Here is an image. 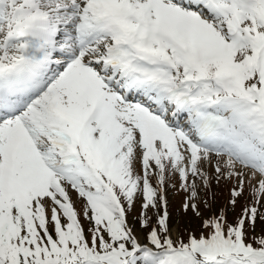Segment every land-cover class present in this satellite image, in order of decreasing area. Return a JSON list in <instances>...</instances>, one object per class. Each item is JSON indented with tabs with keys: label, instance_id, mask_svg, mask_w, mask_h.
Segmentation results:
<instances>
[{
	"label": "snow or ice",
	"instance_id": "snow-or-ice-1",
	"mask_svg": "<svg viewBox=\"0 0 264 264\" xmlns=\"http://www.w3.org/2000/svg\"><path fill=\"white\" fill-rule=\"evenodd\" d=\"M213 157L251 199L174 236ZM257 219L264 0H0V264H264Z\"/></svg>",
	"mask_w": 264,
	"mask_h": 264
},
{
	"label": "rangeland",
	"instance_id": "rangeland-1",
	"mask_svg": "<svg viewBox=\"0 0 264 264\" xmlns=\"http://www.w3.org/2000/svg\"><path fill=\"white\" fill-rule=\"evenodd\" d=\"M217 162L220 164L223 170V159L217 161V158L213 157L212 164L206 163L205 165V171L209 175V184L206 188L202 186L199 187V196L195 201L201 213L200 216H197L191 207L185 210L184 204L185 201L188 200L189 194L179 187L178 180L173 182L175 186H172L171 184L165 186L164 195L167 200L169 223L173 229L174 236L180 235L186 239L190 231L195 230L199 232L201 230L200 226L202 218H206L209 216V214L221 209L227 212L229 220H235L236 217L240 215L245 204L251 199V185L248 183L251 170H244L248 173V175L245 176L244 193L243 196L238 200L235 207H233L229 203L231 199V190L238 185L240 178L238 176H233L230 178H224L221 176L217 181V174L215 173L214 167ZM235 170L240 171V166L237 165ZM252 183L255 184V181ZM205 201L207 204H205ZM188 202L191 204L193 201L188 200ZM140 212V203L136 202L133 209L130 210L129 218L137 230H141L139 224ZM151 214L152 210L149 209V215ZM254 235L256 238L264 235V221L257 219Z\"/></svg>",
	"mask_w": 264,
	"mask_h": 264
}]
</instances>
